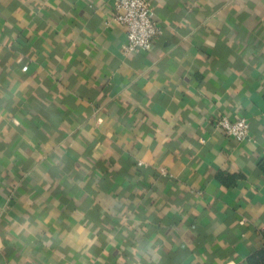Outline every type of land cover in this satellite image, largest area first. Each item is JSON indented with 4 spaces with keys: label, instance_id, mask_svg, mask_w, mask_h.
<instances>
[{
    "label": "crops",
    "instance_id": "crops-1",
    "mask_svg": "<svg viewBox=\"0 0 264 264\" xmlns=\"http://www.w3.org/2000/svg\"><path fill=\"white\" fill-rule=\"evenodd\" d=\"M150 3L0 0V264H264V0Z\"/></svg>",
    "mask_w": 264,
    "mask_h": 264
},
{
    "label": "built area",
    "instance_id": "built-area-1",
    "mask_svg": "<svg viewBox=\"0 0 264 264\" xmlns=\"http://www.w3.org/2000/svg\"><path fill=\"white\" fill-rule=\"evenodd\" d=\"M114 15L108 23L116 22L126 30V44L123 51L131 54L139 51H150L154 47L155 41L162 36L163 29L153 18V8L150 0H113ZM27 71V67H24ZM216 130H221L226 136L238 141H251V126L246 119L236 120L228 116H219L215 122ZM140 167H145L139 161ZM167 176L166 169L161 170Z\"/></svg>",
    "mask_w": 264,
    "mask_h": 264
},
{
    "label": "trees",
    "instance_id": "trees-1",
    "mask_svg": "<svg viewBox=\"0 0 264 264\" xmlns=\"http://www.w3.org/2000/svg\"><path fill=\"white\" fill-rule=\"evenodd\" d=\"M261 169H262V171L264 172V160L262 161Z\"/></svg>",
    "mask_w": 264,
    "mask_h": 264
}]
</instances>
